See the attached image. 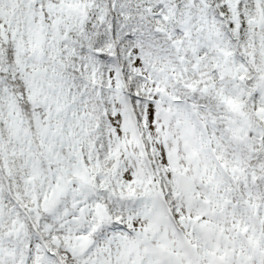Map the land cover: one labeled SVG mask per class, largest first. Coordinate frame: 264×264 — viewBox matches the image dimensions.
<instances>
[{"label": "snow or ice", "instance_id": "1", "mask_svg": "<svg viewBox=\"0 0 264 264\" xmlns=\"http://www.w3.org/2000/svg\"><path fill=\"white\" fill-rule=\"evenodd\" d=\"M0 264H264V0H0Z\"/></svg>", "mask_w": 264, "mask_h": 264}]
</instances>
